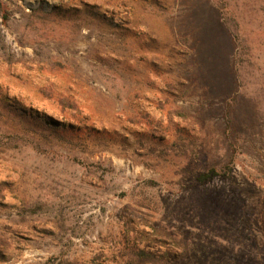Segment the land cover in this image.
I'll list each match as a JSON object with an SVG mask.
<instances>
[{
	"label": "rangeland",
	"instance_id": "obj_1",
	"mask_svg": "<svg viewBox=\"0 0 264 264\" xmlns=\"http://www.w3.org/2000/svg\"><path fill=\"white\" fill-rule=\"evenodd\" d=\"M0 192V264H264V0H0Z\"/></svg>",
	"mask_w": 264,
	"mask_h": 264
},
{
	"label": "trees",
	"instance_id": "obj_2",
	"mask_svg": "<svg viewBox=\"0 0 264 264\" xmlns=\"http://www.w3.org/2000/svg\"><path fill=\"white\" fill-rule=\"evenodd\" d=\"M32 10L35 11V9ZM40 10L43 11L42 8ZM13 113H15V115H17L23 122L27 123L34 133L45 137H53L60 141L69 142V139L79 132V129L73 125H69L67 123L60 124L58 121L52 120L49 117L38 116L31 111L15 109L13 110ZM181 115L184 116V114ZM193 144V142L186 139L185 134L178 130L176 138L170 148L157 149L156 147L151 146L149 148V152L156 153L155 155H158L160 158H163L170 153H176L179 151H182L185 155L186 150L193 149ZM224 175V173L217 171L215 168H209L207 171L200 173L197 180L200 183H205L215 177ZM0 198H3L1 192ZM159 261L160 260L154 255L143 250H139L137 247L126 243L125 248L122 249V252L119 254V259L115 264H156L159 263Z\"/></svg>",
	"mask_w": 264,
	"mask_h": 264
}]
</instances>
